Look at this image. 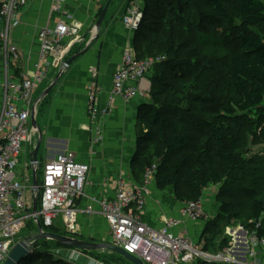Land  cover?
Masks as SVG:
<instances>
[{
    "label": "trees",
    "instance_id": "1",
    "mask_svg": "<svg viewBox=\"0 0 264 264\" xmlns=\"http://www.w3.org/2000/svg\"><path fill=\"white\" fill-rule=\"evenodd\" d=\"M180 1L191 4L199 16L196 36L189 34V27H164V20L171 18L162 0L144 3L134 51L139 59L159 56L161 62L151 79V101L141 109L140 122L147 130L138 133L133 169L144 183L147 168L157 163L159 185L171 188L184 202L218 187L213 217L199 241L216 253L228 245V236L222 234L233 223L253 219L247 223L249 232L264 236V157H247L252 145H264V0H235L236 10L226 0ZM185 6L178 8L177 22L186 19ZM220 18H229V29L239 30L236 37L212 33L210 27ZM183 30L189 34L184 39ZM229 39L232 47L226 49L223 64L205 61L193 45L226 46ZM40 220L46 231L79 237L56 225L45 227ZM64 248L71 249L39 240L19 264H76L56 251ZM120 257L113 264H132Z\"/></svg>",
    "mask_w": 264,
    "mask_h": 264
},
{
    "label": "built area",
    "instance_id": "2",
    "mask_svg": "<svg viewBox=\"0 0 264 264\" xmlns=\"http://www.w3.org/2000/svg\"><path fill=\"white\" fill-rule=\"evenodd\" d=\"M47 1L51 3L53 16H58L55 22L38 31L33 74L19 72L17 75L10 68L24 55L20 46L12 41L11 35L15 28L22 25L23 14L32 0H0V55L3 65V71H0V75L3 73L0 76V264H4L8 258L17 242L16 238L28 220H34L38 224L37 220L42 219L45 227H51L56 225L60 217L68 233L75 234L78 231L77 200L84 193L89 172V165L79 160L74 151H59L44 163L38 191V212H33V184H28L27 181L33 183L30 143L36 133L30 126L36 99L34 96L54 67L53 58L62 60V64L69 58V50L75 42L69 45L64 40L81 31L77 19L65 8L66 0ZM143 15L138 4L129 1L122 22L136 33L141 27ZM159 61L161 62V58L139 59L134 50H127L114 72L109 104L102 107L100 112L107 114L111 103L117 98L130 100L139 93L149 101L151 88L140 92V84ZM99 74L97 67L91 68L87 82V112L95 122L98 119L101 92ZM97 130L100 131V126H97ZM28 154L31 174H27L30 167L25 162ZM157 170V163L147 168L144 185L131 190L124 178L119 181L113 198L97 200V210L109 222L113 244L142 259L146 264H191L200 260L222 264H264V236H260L257 231L250 233L243 248H240L232 229L234 233L231 234L235 236L233 242L230 241L218 252L211 253L189 236L172 232L175 225L183 222L179 219L168 218L159 229L145 224L141 215L145 210L147 186ZM207 201L202 197L184 202L182 216L191 222L206 224L213 217L208 212ZM87 210L92 212L94 208L89 206ZM238 230L241 228L238 227ZM83 254L82 250L72 249L65 258L77 263Z\"/></svg>",
    "mask_w": 264,
    "mask_h": 264
},
{
    "label": "crops",
    "instance_id": "3",
    "mask_svg": "<svg viewBox=\"0 0 264 264\" xmlns=\"http://www.w3.org/2000/svg\"><path fill=\"white\" fill-rule=\"evenodd\" d=\"M109 1H65L66 10L73 14L81 28L78 35H72L64 40L65 44L69 45L75 42L68 55L71 57L83 49L84 53L63 72L52 92L43 99L44 102L42 100L39 103L37 111L39 110L38 121L44 135V159L53 158L59 151L68 149L74 151L79 160L89 165L84 193L77 200L79 213L76 236L98 243L113 244L109 222L97 210L96 202L101 198H113L119 181L124 178L131 190L144 185L145 182L139 181L138 175L134 172L133 157L139 147L138 133L147 130L140 122V114L145 103H148V98L140 93L130 100L117 98L111 103V109L107 114L100 112L102 107L109 104L113 75L127 51V46L133 47V32L122 22L127 0H112L110 5L124 6L122 10L119 9L120 11L107 14L101 32L95 37V30L92 29L99 17L97 15L100 5L105 2L106 6ZM129 1L137 3L141 11L144 10L145 0ZM54 15L49 1L32 0L30 7L23 14L22 25L12 31V41L20 46L24 56L10 68L11 72L17 75L19 72L33 74L38 49V31L41 27L55 22L58 15ZM62 62L56 57L53 58L54 67L49 71L51 76L40 84L36 92H41L44 83H47L46 86L50 85L60 71ZM93 67L99 69L101 85L96 122L87 112V82ZM0 71H3L2 55ZM0 76L2 77L3 73ZM152 76V73L146 74L140 84L142 90L140 92L151 88ZM35 96L36 102L40 96L37 94ZM97 126H100V131L97 130ZM147 188L142 221L159 229L164 226L166 219L171 217L179 219L183 222L175 225L171 229L172 232L176 235L189 236L200 243L206 225L203 222H191L182 216L181 208L184 201L180 200L171 188L161 187L156 177ZM207 200V205L211 207V200ZM89 206L94 208L92 212H88ZM233 230L237 236L238 227ZM61 250L70 252L72 249ZM118 254L111 250L85 252L76 264H113L112 259L120 261L122 255Z\"/></svg>",
    "mask_w": 264,
    "mask_h": 264
},
{
    "label": "rangeland",
    "instance_id": "4",
    "mask_svg": "<svg viewBox=\"0 0 264 264\" xmlns=\"http://www.w3.org/2000/svg\"><path fill=\"white\" fill-rule=\"evenodd\" d=\"M226 2L231 5V8L233 10H236L237 9L235 0H226ZM128 3H129V0H127L126 6L128 5ZM162 3H163V7H164L163 10H164V12L166 11V13H167L166 17L171 18V20H169V21L164 20V23H165V26L164 27L165 28H176L177 26H179V27H181V29H183L184 27H189V34L192 33L193 36H196L198 34V32H200L199 30L196 29V27H194V23L198 21V17L199 16H197L195 14V10H194V8H193V6L191 4H189L188 6H185V4H183L180 0H176L175 2H171L170 0H162ZM182 5L185 6L184 8H182V11H183V14H184V16H185L186 19L177 22L178 21V20H176V17L178 16L177 11L179 10L178 8L180 6H182ZM104 6H105V2H103L100 5L99 10H103L104 9ZM123 6L124 5H114V4L113 5H110L109 10H108V13H111L112 14V13L116 12L119 9L122 10ZM124 12H125V10L123 11V16H124ZM100 14H101V12L98 11V15L97 16H99ZM234 16H235V18H237L236 17V14ZM173 18H175V20H173ZM229 22H230L229 21V18L228 19H225L224 21L222 20V18H220V20L216 24H213L210 27V29H211V31H212L213 34L215 33V35H217V36H219L221 38L224 37V36H226V35H228V34L230 35V36L229 35L228 36L231 37V38L232 37H236L235 34H236V32L238 33L239 30L237 28H235L236 32L234 30H230L229 29V26H228ZM190 26L193 27V28H190ZM191 29L194 30V31H192ZM92 30H94V27H93ZM136 33H133L132 34V41H133V45L132 46L133 47L127 46L128 47L127 50H134V39H135ZM162 34H166V30L165 29L162 30ZM189 34L187 33L186 30H183V39L184 38H187L189 36ZM232 42H233V39H229L226 42V46L221 45L219 47H212V46L207 47V46H203L201 44H193V45H196V47L198 48V50L201 52V58L204 59L205 61L212 62L214 60V63L215 64H218V63L219 64H223L224 58L222 59V57H224V55H226V49H230L232 47ZM69 51H71V50H69ZM23 54H24V52H23ZM151 58L160 59L159 56L158 57H151ZM159 63H160V61L159 62H156L154 64V66L152 67V69H151L152 71H150L149 73H152L153 74L154 72L158 71V69H160V68H158ZM50 76H51V74H49V76H46V78L47 77H50ZM46 84L44 83L42 90H44L48 86V85L46 86ZM42 90H41V92H36L37 96H40V94H42V92H43ZM35 98H36V96H34V99ZM149 98H151V90H150V93H149ZM149 101H151V100H149ZM36 119L38 121V111H37V118ZM38 123H39V121H38ZM30 128H32V130H33L32 123H31ZM33 132H34V130H33ZM36 137L37 136L34 134L33 140L30 143L31 153L33 152V150H34V148L36 146V142H37V138ZM46 145H47V143H46ZM43 148H44V145L41 146V149H40V152H39V161H40V163L38 164V170H37V174H38V177H39V181L42 180V177H43L44 160L47 161V159H44V157H43V154H44ZM253 155H259V156L264 157V145L263 144H261V145L259 144L257 146L252 145L251 146V153L248 154L247 157L248 156L251 157ZM25 162H26L27 167L28 166L30 167V154H28L25 157ZM31 172L32 171H31V167H30L29 172H27V174H31ZM27 183L28 184H33V183H30L29 181H27ZM217 190H218V187L215 186V188H211L210 187L209 190L207 192H205V197L206 196L209 197V198L206 197L205 200L206 199H210L211 200V202H210L211 203V207L208 205L207 208H208V212H210L212 214H214L213 213V211H214L213 206H214V201L216 199L215 195L217 194ZM207 194H210V195H207ZM254 221L255 220H253V219L251 220L250 219V220H247L246 223L243 222L241 224L240 223H233L232 222L233 224L231 223L232 225H229L225 229V231H224V233L222 235L225 234L226 236H228V239H229V242H230L233 239H235V236L231 234V231L230 230H232L233 228H237V227L241 228V230L238 231L237 238H238V245L240 246V248H243L242 246H244V244L246 243L245 239L250 234L249 229L247 228V225L249 223H251V224L254 223ZM35 222L36 221H34V220H28L27 221V223L24 226V228L22 229L20 235L16 238V241L17 242L18 241H22L26 237H29V236L37 235L38 234L39 227H38V224L35 223ZM57 223H58V225H59L60 228L61 227L64 228V225L61 222V218L60 217H59ZM230 235L231 236H234V237H231ZM218 242H220V241L218 240ZM201 244L203 245V243H201ZM71 249H73V248H71ZM56 251L59 252V253H62L64 255H67L69 253V252H66V251L61 250V249L60 250H56ZM262 252L264 253V249L262 250ZM211 253H214V252H211ZM191 264H201V263H200V261H194ZM216 264H222V263H216Z\"/></svg>",
    "mask_w": 264,
    "mask_h": 264
},
{
    "label": "water",
    "instance_id": "5",
    "mask_svg": "<svg viewBox=\"0 0 264 264\" xmlns=\"http://www.w3.org/2000/svg\"><path fill=\"white\" fill-rule=\"evenodd\" d=\"M112 0H110L104 9L102 10L101 14L99 15L98 19L95 22L94 30H95V37L101 32L102 26L105 22L110 4ZM84 53V49L75 53L68 59L64 61L62 64L60 71H58L57 75L52 79L50 85L42 92L40 97L36 100L35 105L32 110L31 114V123L34 129V132L37 135V142L36 146L31 153V162L33 164L34 173H33V191H34V198H33V212H38V191H39V184H38V177H37V170L39 161V152L41 146L43 145L44 135L41 126L37 121V108L39 103L46 98L52 90L57 85L60 77L62 76L63 72L68 69L78 58H80ZM38 222V234L32 235L29 237L24 238L22 241H18L14 247L12 248L8 258L4 262V264H19L21 260L26 257L29 253L32 252L34 245L39 240H51L55 241L61 245L71 247L73 249H79L82 251H100V250H111L114 252L119 253L126 259H128L132 264H146L142 259L136 257L135 255L130 254L126 250L122 249L121 247L114 245L112 243H105V242H94L86 239H82L75 236L60 234V233H53L51 231H46L40 219L37 220Z\"/></svg>",
    "mask_w": 264,
    "mask_h": 264
},
{
    "label": "flooded vegetation",
    "instance_id": "6",
    "mask_svg": "<svg viewBox=\"0 0 264 264\" xmlns=\"http://www.w3.org/2000/svg\"><path fill=\"white\" fill-rule=\"evenodd\" d=\"M85 190V189H84ZM77 206H78V203H77ZM41 221V220H40ZM63 223V222H62ZM64 225V224H63ZM56 226H58L59 227V225H58V223H56ZM62 228V227H61ZM64 228H65V226H64Z\"/></svg>",
    "mask_w": 264,
    "mask_h": 264
}]
</instances>
